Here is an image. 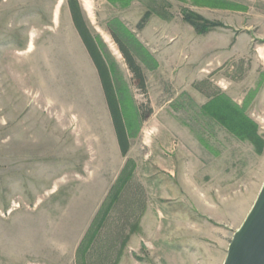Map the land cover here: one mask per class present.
<instances>
[{"label": "rangeland", "instance_id": "374dc122", "mask_svg": "<svg viewBox=\"0 0 264 264\" xmlns=\"http://www.w3.org/2000/svg\"><path fill=\"white\" fill-rule=\"evenodd\" d=\"M77 1L128 150L67 0H0V264H222L264 182V0ZM214 97L225 115V100L242 110L243 134L202 110Z\"/></svg>", "mask_w": 264, "mask_h": 264}, {"label": "trees", "instance_id": "16d2710c", "mask_svg": "<svg viewBox=\"0 0 264 264\" xmlns=\"http://www.w3.org/2000/svg\"><path fill=\"white\" fill-rule=\"evenodd\" d=\"M107 1L110 2L111 4L119 3L123 7L128 5V3L130 2V0H107ZM67 4L69 6V10H70V14H71V18H72V22L74 24V27L77 30L79 36L81 37L84 45L86 46L88 53H89L94 65L96 66V68L98 69V72L100 74V78L102 81L103 88L105 90V94H106L107 103H108V107L110 110L113 126H114V129L116 132L118 145L120 147L121 154L123 156H125V154L127 153V150H128V142H127L128 137L126 134L127 133L126 127L128 128V125L126 124L123 117L121 116V109H120L119 104L116 102L117 100H116L115 93L113 91L111 78L109 77V74L107 73V69L104 66V63L101 59L100 54H98V52L96 51L97 49L95 48V43H94L92 37L88 34L89 32H88V29L86 27V24H85L83 15H82V10L80 8L78 1L77 0H67ZM148 15H149V13H146L144 15V19H147ZM185 18L190 19V18H192V16L189 15V16H186ZM194 18H197L198 20L201 21V19L199 17L195 16ZM193 23H194V27H196V29H198V31L200 33L207 32V30H209V28H210L209 26H211V27L214 26L213 23H211V24L210 23L209 24L197 23L196 20ZM115 25L117 27L116 30L119 33L125 32L124 28L122 27V25L117 20H115ZM199 28H200V30H199ZM116 30L114 28L110 27L112 38H113L114 42L118 45V48H119L121 54L123 55L129 69L132 71V73L134 74V76L138 80V85L141 88H143L144 84H143V80H142V75L140 73V68L135 64V61L133 60V57L131 56L127 45L124 44L120 38L121 34L119 35ZM96 40H98V38ZM98 42H99V40H98ZM99 44H101V43L99 42ZM100 46H102V45H100ZM218 100H219V97H214L207 104L202 106V110L203 109L206 110L205 111L206 114H210L211 112H213V114H215V116L216 115L220 116V113L224 114V116L226 118L228 117V120H229V121H223V124L226 127H228V130H230V128H231L230 123L232 122L233 126L237 128L238 132L240 134H243L242 128H244V123L237 125V122L234 118V114H236L237 116H240V110L241 109H238L236 106H234L230 102H228V100H225L223 105H225L226 109L230 108L229 112L231 113L230 116L227 113H226L227 115H225V112L221 111V109H222L221 105L217 103ZM216 103H217V105H216ZM215 105L217 108L215 107ZM145 117H142V118H145ZM223 119H224V117H223ZM244 120L247 123H249V125L253 126L250 121H248L246 119H244ZM233 121H235L236 125L234 124ZM246 122H245V124H246ZM245 128H246V125H245ZM234 132H236V131H234ZM129 164L130 163H126L123 171L126 170V168L128 167ZM128 177H130V173H128L125 178H128ZM125 180H127V179L120 177L117 181L119 183L120 182L121 183L118 186H115L112 188V189H114V193L111 189V194L109 196V198H110L109 203H107V204L105 203V207L100 208V210L98 211V213H97L95 219L93 220L90 228L88 229L87 233L83 237V239H82V241H81V243L77 249V251L81 252V254L84 255L85 252H87L88 249L90 248V246L92 245V242L94 241L95 237L97 236L99 230L102 228V224L105 221V219L107 218L108 214L110 213L114 203L117 202V200L120 196V193L122 192L121 186H122V184H125V182H126Z\"/></svg>", "mask_w": 264, "mask_h": 264}, {"label": "water", "instance_id": "95a60500", "mask_svg": "<svg viewBox=\"0 0 264 264\" xmlns=\"http://www.w3.org/2000/svg\"><path fill=\"white\" fill-rule=\"evenodd\" d=\"M222 264H264V182L239 228Z\"/></svg>", "mask_w": 264, "mask_h": 264}, {"label": "crops", "instance_id": "0c3cea01", "mask_svg": "<svg viewBox=\"0 0 264 264\" xmlns=\"http://www.w3.org/2000/svg\"><path fill=\"white\" fill-rule=\"evenodd\" d=\"M20 7L22 8V5H21ZM56 7H58V4H57V5H54V3H52L51 10H50V19H51L52 25H54V22H55V20H56V14H57ZM22 16H23V15L20 13V22H19V28H20V30H21V28H22V27H21ZM70 19H71V22H72L71 14H70ZM0 37H1V35H0ZM30 43H31V42H30ZM29 48H33V45H32V44H28V49H29ZM17 51H19V50L14 49V52H17ZM216 68H218L217 65H216L215 68L210 69L211 72L216 71ZM209 74H211V73L208 72V75H209ZM218 94H219V92H218ZM215 96H217V95H215Z\"/></svg>", "mask_w": 264, "mask_h": 264}]
</instances>
